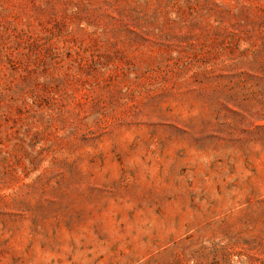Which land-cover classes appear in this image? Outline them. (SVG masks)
I'll return each mask as SVG.
<instances>
[{"label":"rangeland","instance_id":"374dc122","mask_svg":"<svg viewBox=\"0 0 264 264\" xmlns=\"http://www.w3.org/2000/svg\"><path fill=\"white\" fill-rule=\"evenodd\" d=\"M0 264H264V0H0Z\"/></svg>","mask_w":264,"mask_h":264}]
</instances>
